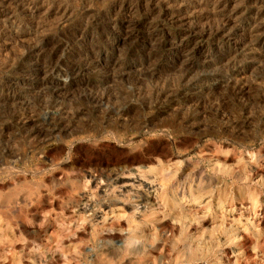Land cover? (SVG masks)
I'll use <instances>...</instances> for the list:
<instances>
[{
    "label": "rangeland",
    "instance_id": "374dc122",
    "mask_svg": "<svg viewBox=\"0 0 264 264\" xmlns=\"http://www.w3.org/2000/svg\"><path fill=\"white\" fill-rule=\"evenodd\" d=\"M55 1L68 4L69 9L50 17L45 34L70 30L78 22L86 25V36L69 41L71 49L61 56L87 61L72 81L63 75L51 76L70 91L68 98L73 99L67 102L81 104L83 111L66 119L67 128L41 145L14 127L0 138V264H264V132L256 131L257 117L264 112V97L258 95L263 84L254 83L244 102L246 115L255 122L244 127L242 139L205 135V127L215 129L219 120L212 111L201 126L188 131L173 125L172 110L159 111L155 129L131 135L100 124V114L78 95V81L85 78L97 85L110 68L106 59L121 56L124 63L132 64L145 54L137 49V41L125 40L123 34L114 42L115 48L106 45L107 17L96 9L111 0ZM82 10L90 11L87 18ZM210 11L207 6L193 17L210 15ZM136 15L122 22L127 25L139 18ZM0 38L5 41L0 43L1 61L6 54H14V47L10 36ZM128 47L136 52L127 53ZM173 56L157 60L158 65L133 67L108 84L117 92L135 87L151 93L177 88L186 79H181L183 68ZM28 67L16 74L24 87L9 83L30 105L42 107L50 97L38 94V78L24 76ZM251 69L264 77V65L246 67L240 76H251ZM207 73L216 78L202 81V88L199 83L190 92L208 107L227 96L218 110L227 116L241 113L242 101L233 100L225 85L230 71L209 65L192 75ZM18 106L0 87L1 124ZM132 112L137 115L140 109ZM114 172L117 181L109 179ZM128 238L130 244H126Z\"/></svg>",
    "mask_w": 264,
    "mask_h": 264
},
{
    "label": "bare ground",
    "instance_id": "6f19581e",
    "mask_svg": "<svg viewBox=\"0 0 264 264\" xmlns=\"http://www.w3.org/2000/svg\"><path fill=\"white\" fill-rule=\"evenodd\" d=\"M184 3L185 6H182ZM207 6L212 14L193 17L195 11L202 12ZM68 9V4L55 0H0V36H10L14 47V54H6L0 61V87L1 91L9 93V98L19 105L16 111L9 114L7 121L0 123V138L7 134L8 129L14 127L18 131L26 132L25 138L36 140L41 145L67 128L64 124L66 119L77 117L83 111L81 104L76 107L75 103L72 106L73 104L67 102L73 99L68 98L70 91L63 84L54 82L55 79L51 76L63 75L72 81L74 74L87 59L81 63L82 57L61 56L65 49H71V42L86 36L87 21L84 27L78 22L70 30L64 28L50 34H45L43 30L52 15L64 13ZM84 10L80 13L87 18L90 11ZM96 11L97 14L107 17L105 18L109 30L104 34L106 45L111 49L115 48L114 42L123 34L125 40L133 38L137 41V49L145 54L142 59L132 64L124 63L121 56L106 59L104 63L110 68L101 76L97 85H91V81L85 78L78 81L81 84L78 95L80 94L81 100L86 101L89 109L100 114V124L106 123L112 128H120L124 133L134 134L155 129L157 124L154 121L159 116V111L172 110L173 125L177 129L188 131L189 128L201 126V120L206 118L208 111H212L219 120L214 123L217 124L215 129L210 125L205 127V135L227 134L231 138H243L244 127L254 120L252 117L251 121L244 108V102L247 101L254 83L263 84V95H258L264 97V77L255 73L256 69H251V76H240L239 73L249 66L258 69L264 65V0H111ZM133 14H137L139 18L131 22L129 20L124 25L122 20ZM4 42V38H0V43ZM127 50V53L136 52L135 48L128 47ZM59 51L61 54L56 55ZM170 53H174L172 58L177 59L178 67L183 68L181 79H186L177 88L164 87L151 93L142 92L141 87H135L127 91L118 89L117 92L113 85L108 84L123 78L133 67L150 63L156 65L157 60L160 61ZM32 63L33 67L27 66ZM209 65H219L230 71L224 81L230 90V97L235 101H242L243 109L239 115L227 116L222 110H218L227 102V96L219 98L221 101L208 107L190 92L199 83L202 88V81L216 78L213 73L198 77L192 75L197 68ZM23 67H28L24 76L40 80L36 86L38 94L50 97L44 106L30 105V100H25L27 98L20 92L19 89L25 85L16 74L21 73ZM40 74L42 77L39 78ZM9 82L17 84L19 91ZM114 99L120 102L113 103ZM134 109H140L139 114L130 115ZM256 129L258 134L264 132V112L257 117ZM2 150L10 153L11 149ZM118 178L115 172L109 177L111 181H117ZM140 202H144L143 199ZM112 238L117 237L113 234ZM131 242V239H126V244Z\"/></svg>",
    "mask_w": 264,
    "mask_h": 264
}]
</instances>
